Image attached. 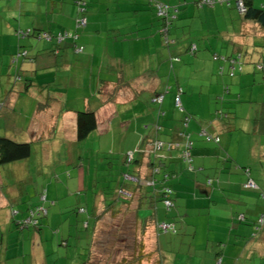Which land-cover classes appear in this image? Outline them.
<instances>
[{"label": "rangeland", "instance_id": "rangeland-1", "mask_svg": "<svg viewBox=\"0 0 264 264\" xmlns=\"http://www.w3.org/2000/svg\"><path fill=\"white\" fill-rule=\"evenodd\" d=\"M1 1L5 4L0 2V22L1 19L5 20L9 17L10 9L19 5V0ZM197 1L118 0L114 7L117 10L110 17L105 18L107 22L103 26V34L106 35L107 33L105 37L116 66L112 64L108 70V65H103L101 68L104 72H96L91 75L90 69L87 70L80 65V61H77L79 54L76 52L72 54L74 65H71L67 71H61L57 78V84L60 85L57 89L62 94V98H57L59 102L56 105L60 104L63 115L67 113L74 115L75 125L72 123L69 130H65L63 124L65 118L59 115V109H51L47 112L46 109L37 107L36 102L43 100L42 96L46 94L45 83L41 81L35 82L33 79L31 81L33 84L27 92L22 93L23 95L20 93L11 94L9 106H5V101L2 99L0 137L8 136L14 141L29 143L31 148V154L28 158L0 166V193L11 202L8 204L12 206L10 212L15 209L18 211L17 213H21L22 209L34 208L37 205H42L47 209L54 205L56 201L54 195L56 194L52 185L47 191L48 183L78 184L71 190L78 192L75 193L74 197H69L75 199V204L66 207L55 204L56 210L60 214L51 218L48 223L43 220L39 224V228L47 230L49 239V242H46L47 250L56 246L62 255L67 250L71 252L74 249L83 253V250L88 247L86 243L91 237L89 234L93 232L94 219L100 212L98 208L95 209V201L98 200L105 205L106 200L104 201L102 197L104 196L109 201L116 199L115 204L120 205V209L117 214L112 215L108 212L106 216L101 218L102 221L97 227L93 253L88 264H157L156 258H160V262L163 264H216L215 258L219 244H215L212 248L209 247L204 252L195 251V249L203 250L204 245L198 244L199 237L194 240L192 236L195 231L201 238L207 235L206 223L208 220L206 218L209 215L208 211L210 209L215 211V207L211 206L212 201L211 205L208 203L201 204L199 199L196 202H190L188 198H185V195L178 196L175 198L174 206L170 211H167L160 200L150 202L151 199L148 200V197L144 196L140 200L138 198L141 192L152 195L153 189L157 188L156 185L147 187L142 185V182L137 184L123 178V175L129 173L134 167V164L127 166L123 161L128 151L138 149L137 139L132 134L134 129L147 131L149 127L154 130L155 126H159L160 132H166L165 129L169 126L162 121L166 119L171 121L172 125L177 126L180 133H186V129L182 126L185 118L196 120L197 117L201 116L206 122L212 124L219 118V116H215V111L222 112L219 108L223 101V95H220L222 91L215 90L220 81L217 77H220L219 67L222 63L213 61L212 56L217 54L230 58L229 55L235 56L236 53H231V50L230 53H227V47L231 49V43L224 42V35L220 32L217 33V28L218 30L225 29L230 34H236L239 20L225 23L220 16H208L205 11L209 7H197L195 4ZM158 2L171 9L175 6L179 7V12L175 14L176 18L171 21L168 28L173 31L174 40H177L174 48L176 52L173 56L178 59L172 60L174 61L172 63L171 60L159 63L161 62L159 58L156 61V56H161L162 49L165 50L164 53L166 54V45L164 44L166 38L157 32V29L161 27L160 19H162L157 15L156 4ZM22 4L16 9V15L12 21L15 24L14 28H19L17 21L24 19V15H26L27 9L24 0ZM4 8H6L5 11ZM236 15L239 17L237 13ZM26 17L28 18V15ZM20 29H22L20 33L27 31L26 27H20ZM0 32L4 33L5 29L0 28ZM152 32L158 33L159 46L152 44L150 47L147 44L137 46L132 43L133 37L137 33L144 37L149 36ZM148 40L154 43V36H150ZM204 40L209 43L207 48L203 45ZM56 42L59 40L57 39ZM191 44L197 45L198 54L195 56L189 53ZM128 50L134 63L131 58L127 57ZM134 50L146 55L151 64L150 67L136 63L137 61L133 56ZM245 51L246 46L241 44V53L245 54ZM20 52L24 55L22 49ZM104 57L106 59V55ZM21 60H24L22 56L18 61ZM247 60L249 62H246V68L251 66L249 64L251 56L248 55ZM12 62L16 63L17 61L14 62L12 59ZM159 65H164L161 71ZM169 70L173 72L172 81L174 85L178 86L177 89H182L179 106L176 105L175 99L173 102L170 93L162 92L165 97L171 98L174 104L171 112L162 107L161 110L165 116H158L159 109L156 110L152 100H150L156 93H152L153 96L150 97L151 94L142 91L136 93L133 102H126V104L130 103L128 108H125L127 105H116L115 109L118 111L119 118L112 122L107 133L97 129L81 141L76 139V113L85 112L87 109L97 110L102 101L99 100L97 94L106 96V89L103 88V85H98L99 79L110 81L116 87V84L118 86L121 84L123 88L127 87L124 85H128L129 97L131 98L132 92L135 90L133 84L137 83L135 77L138 80H144L154 76V78L165 83L168 80ZM49 75L50 73L46 72L39 76ZM121 75L123 76L121 77ZM45 79L41 77L42 81ZM227 79L230 83L236 78L227 77ZM70 83L73 86L72 89H70ZM91 85L93 89H91ZM211 88H214L215 91L211 92ZM231 88L233 90V84ZM49 94L51 93L49 92ZM51 96L53 95L51 94ZM34 103L35 107H32ZM180 108L183 111H180ZM172 114L176 115L174 119L171 118ZM43 118L49 120L41 122ZM120 121L131 122L129 132L118 133L117 124ZM56 123L57 125H55ZM150 130L147 131L146 135H148L144 141L149 137ZM158 136L157 138L160 140L165 138L162 134ZM184 164L181 161L177 163V166L178 168H180L179 166L186 167ZM250 174L256 183H264V170L257 172L251 169ZM163 175L165 176L166 173ZM212 176V178H216L215 175ZM170 178H172L171 175ZM119 190L130 192L133 196L126 197L119 193ZM257 192L259 193L258 197L264 200V188L259 187ZM43 194H45V201L41 200ZM261 202L264 206V201ZM80 207H83L85 212L78 213L77 210ZM134 212L138 214V219L144 222L151 221V219L174 222L178 233L167 232L160 233V236H153L147 232L141 235L140 228H138L133 217ZM82 216H86V221L90 223L88 229L82 226L83 223L79 219ZM209 223L212 224V221L209 220ZM233 223L237 222L234 221ZM18 227V230L29 228ZM234 227V229L233 226L230 228L229 225V228L232 229V236L236 231V226ZM150 230H154L153 222L150 225ZM253 233L255 235L260 233L255 240H253L255 237ZM245 234L241 240L242 246L260 239L264 241V222L260 227V223L257 221L251 233ZM62 239H67L68 245H60ZM141 240L144 245L140 243ZM154 245L158 247L157 255L153 250ZM263 253V251L260 254L251 253L248 248L245 251L228 252V255H231V261H223L222 264H264ZM16 255L17 253L11 252V257L8 260L13 261L17 258ZM85 256L87 253L81 256V261L85 259Z\"/></svg>", "mask_w": 264, "mask_h": 264}, {"label": "crops", "instance_id": "crops-1", "mask_svg": "<svg viewBox=\"0 0 264 264\" xmlns=\"http://www.w3.org/2000/svg\"><path fill=\"white\" fill-rule=\"evenodd\" d=\"M22 1L23 0H19V5L17 7L23 5ZM53 1H55V3ZM97 1L99 2L97 4L98 6H93L87 15L88 29L85 34L82 35L84 53L79 55L77 60L80 61L81 66H84L87 70L90 69L91 75L96 72H104L101 68L103 65H108V70L111 68L112 64L116 66L114 59L111 57L110 46L105 37L107 33L106 35L103 34V26L104 23L107 22L105 18L110 17L111 14H114L115 10H117L114 7L118 0ZM0 2L1 4L3 3V5L5 4L1 0ZM221 2L222 3L213 5V7H209L205 13L208 16H220L225 23L239 20V25L236 27V34H230L225 29L218 30V28L217 33L220 32L224 35V42L231 43V49L227 47V53H230L231 50L233 54H242L241 44H244L246 46V62H249V60H247L248 55L251 56L249 63L251 66L246 68L245 63L244 66L242 65V71H240V64L233 63L234 69H231V71H234L235 75L233 78L236 79L228 83L227 77L229 78V76L227 75V70L229 69V64L224 63V65H220L222 66V74L219 72L220 77L217 78H219L220 81L215 90L222 91L220 95H223V101L220 103L219 108H221L223 113L215 111V116H219V118L212 124H209L199 116L196 120L191 119L188 126L184 128L186 132L189 133L190 139L193 142L192 166L194 171L190 172L186 167L182 166L178 168L177 163L181 162L178 159L180 149H173L168 154L166 153V158L159 165L160 175L157 176L159 181L158 185H161V180L165 181L163 173H168L171 176L174 175L175 177L172 178L169 183H175V185L179 184L178 187H182L183 189L181 194H184L185 198H188L190 202H196L199 199V203H208L211 205L212 201L211 206L215 207V211L211 209L208 211L209 215L206 218L208 220L206 223L207 235L201 238L199 234H196L194 240L199 237L198 244L204 245L203 250L195 249V251L200 252H204L209 247L212 248L215 244H219V249L216 253H219V256H217V260V257L215 258L216 264H222L223 261L230 262L231 255H228V252L245 251L247 248L251 253L260 254L262 251L264 252V241L261 239L249 245L246 244V246L241 245V240L246 235L245 233H251L257 221L260 223L261 227L263 221L261 223L260 220L262 219V215H264V206H262L263 204L261 202L264 200L258 197L259 193L257 192L259 187L264 188V183H256V180L251 178L250 174L251 169L257 172L264 170V127L261 126L262 123L264 124V109H262L264 105V30L258 27L253 21L244 20L243 15H241L236 5L233 7L230 3L224 4L223 1ZM24 5H26L27 9L25 11L26 15H24V19L17 21L19 28H14L15 24L12 23L16 15L17 7L10 9L9 17L5 20L1 19L0 22V28L5 29L4 33L0 32V99L5 101V106H9L11 103V94L20 93L23 95V92L28 91L29 87L25 88L22 80L14 83L13 77L17 72L20 77L28 75V77L34 79L35 82H43L41 77L46 78L44 80L46 94L42 96L43 100L36 102L37 107L44 102L45 106L41 109H46L47 112L51 109H59V115L65 118L63 119L65 130H69L72 123L75 125L74 115L70 113L63 115L60 104L56 105V103L59 102L57 98H62V94L57 89V87L60 86L57 84V78L61 71H67L71 65H74V59L72 58V54L74 53L71 49H67L66 44L63 46V49H65H62L64 54L55 59L51 53V50L55 48L53 43L37 41L33 38L23 39L18 42L14 37V32L20 29V27L43 29L52 33L60 29L72 28L75 18L73 0H24ZM252 5L255 8L264 9V0H252ZM5 9L6 8H4V11ZM236 13L239 17H237ZM27 15L28 18L26 17ZM150 36H154V43L148 40ZM132 43L137 46L144 44H147L149 47L152 45L159 46L157 33L154 32L144 37H141L140 34L137 33L136 36L133 37ZM203 45L207 48L209 46L208 41L204 40ZM19 46L27 51L26 56L28 59L13 63L12 57L19 49ZM164 52L165 50L162 49L161 56H156V61H158V58L161 59L159 63L167 61V55ZM103 54L104 56L106 55V59ZM133 56L137 61L136 63H142L144 66L150 67L151 64L146 55L134 50ZM127 57L131 58L129 50L127 51ZM131 61L134 63L132 58ZM254 63H261L260 67H263L262 70H259V67H255ZM159 66L161 71L164 65ZM209 66L211 65L209 64ZM46 72L50 73V75L39 76ZM172 73L173 72L169 70L167 74L168 80L165 83L158 78H154V76L144 80H138L137 77H135L137 83L133 84L135 90L132 92L133 95L131 98L129 97L130 92H128V85H124L127 87L123 88L121 84L119 86L116 84V87L112 85L110 81L99 79L98 85H103V88L106 89L107 92L105 93L106 96L97 94L99 100L102 101L98 105L97 110L93 111L96 116L98 131L101 130L107 133L112 122L116 118H119L118 111L115 109L116 105H127L125 108H128L130 103L126 104V102H133L136 93L145 91L151 94L150 97H152V93L161 94L165 92L170 93L173 98V94H176L178 86H175L172 81ZM122 76L123 75H121V77ZM221 77H223V79H221ZM158 81L159 83L157 84ZM32 84L33 83L29 85ZM232 84L233 90L231 88ZM164 85L170 87H165ZM70 86V89H72L73 86L71 83ZM226 87L229 89L228 95L224 93ZM91 89H93L92 85ZM215 90L211 88V92ZM49 92L53 96H51ZM152 98H150V100H152ZM172 105L173 102L171 98L164 97L160 108L165 107L168 112H171ZM32 107H35V103ZM86 111H90V109ZM175 117V114L171 115L172 119ZM47 120L49 119L43 118L41 122ZM162 121L169 126L165 129L166 132H159L162 135L165 134L164 141L179 140L178 136L180 130H178V127L172 125L169 120L163 119ZM257 122H260L261 125ZM130 123V121L127 123L124 121L118 122V133L124 134L129 132ZM55 125H57V123ZM125 125H127V127H125ZM256 125H259V127H256ZM202 130H206L209 134L218 137L219 142L204 141V139L199 136ZM152 131L153 130H150V133L148 132L151 135H149V138H152V135L155 137ZM146 133L147 131L145 129L140 131L138 129L133 130L132 134L137 139L136 145L138 148L143 146L144 139L148 135H146ZM3 137L11 139L8 136ZM166 137L169 138L167 139ZM143 173L147 178L151 177V170L143 168ZM212 175H215L216 178H212ZM209 179H214V184L207 185ZM248 179H251L256 184L255 189L246 188L244 186V183ZM51 185L56 194H53L56 198L54 205L58 204L66 207L75 204V199L73 200L69 197H74L75 193L78 192L71 191L74 186H78L77 183H72V185L69 183H48L47 191ZM175 185L172 186L175 188ZM102 197L104 201L106 200L105 205L98 200L95 201V209L98 208L100 210L99 213L110 203L108 199H105L104 196ZM9 203L11 202L0 193V211L4 209L3 212H5L0 213V264H58L64 257L66 258L67 264H76L81 260V256H84L88 251L90 244L92 246L96 238V232L94 230L93 234H89L91 237L88 238L86 243L87 245L89 244L88 247L85 250L82 248L83 253H79L77 249H74L71 252L67 250L65 254L62 255L61 251L56 246H52L51 249L47 250L46 242H49V239L46 229L29 227L26 230H18L19 225L16 220H21L29 207L22 209L21 213L12 214L10 212L12 206H9ZM54 205L46 209V217H42V222L45 220V222L48 223L51 218H55V216L60 214V212L56 210V205ZM260 214L262 215L259 217ZM82 215H84V213H82ZM106 215L107 214H104V216ZM240 215H243V220L240 219ZM79 219L85 220L87 217L82 216L79 217ZM209 220L212 221V224L209 223ZM232 221H236L237 223L234 224ZM89 224L88 221V227ZM229 225L230 228L233 226V229L235 228L234 226H236L234 236L231 234L232 229L229 228ZM84 228L86 229V227ZM259 234L260 233L255 235V233H253V236H255L253 240H255ZM62 241L65 240L62 239L60 243ZM11 252L17 253V258L13 261L8 260L11 257Z\"/></svg>", "mask_w": 264, "mask_h": 264}, {"label": "trees", "instance_id": "trees-1", "mask_svg": "<svg viewBox=\"0 0 264 264\" xmlns=\"http://www.w3.org/2000/svg\"><path fill=\"white\" fill-rule=\"evenodd\" d=\"M202 1L203 0H201V1L198 0L195 3L196 6L200 7V8H203L204 6L213 7V5H215V4L222 3L218 0H213V4L209 5V4H203ZM237 1L242 2L243 12L241 13V15H243L244 20L253 21L258 27H261L264 30V9L255 8L252 5V0H224L223 2H224V4L233 3L234 5H237L236 4ZM53 2L55 3V1H53ZM98 3L99 2L97 0H73L75 18L73 21V26L70 29L69 28L68 29H60L59 31H55V33H52L50 31H45L43 29H37V28L36 29L26 28L27 31L20 33V31L22 29H17L14 32V37L18 42L23 40V39L33 38L37 41H44L46 43H53L55 48L53 50H51V53L53 54L55 59L61 57L64 54L63 50L65 48L63 49V46H65L66 44H67L68 50L71 49V51L73 53L77 52L79 55H82L84 53L82 35L85 34V32L88 29L87 15L90 12V9L93 8V6H95V5L98 6L97 5ZM234 5L231 4V6H233V7H234ZM231 6H227V7H231ZM156 9H157V15L159 17H162V19L159 18L161 20L160 21L161 27L159 28V30L157 29V31L161 35H164V37L166 38L164 44L166 45L167 60H169V61L171 60L170 62L172 63L178 59V58H175L173 56L176 52V51H174V48H175V45L177 44V40H174V37H173L174 33H173V31H170L168 28L171 25V21L176 18L175 14L177 12H179V7L175 6L173 9H171L170 7L164 5L163 3L158 2L156 4ZM160 9H162V11H165L166 14L165 15H159L158 13H159ZM186 12H188V11H186ZM82 19L85 20V23H82ZM171 36H172V38H170ZM57 39L59 40V42H56ZM170 39H172V40H170ZM22 48L23 47L19 46V49L17 50V52L13 55L12 59L14 60V62H16V61L18 62V60L21 56L23 57L24 60L28 59V57L26 56L27 51L25 49H22ZM20 49L23 50L24 55L20 52ZM189 53L191 55H194V56L198 54V48H197L196 44H191L189 46ZM111 57H112V55H111ZM214 57H217V59H214ZM172 60H174V61H172ZM212 60L217 61V62H221L222 65H224V63H228L229 69L227 70V75L231 78L235 75V73H234V71H231V69L233 70L234 67H233V64L231 65L230 62L234 61V63L240 64V69H241L240 71H242V65L244 66V64L246 63V53L245 54H236L235 56H231L230 58H227L226 56H220L217 54H213ZM106 63H109V62H106ZM260 65H261V63H256L255 67H257V68L259 67V70H262L263 67L261 68ZM219 70H220V74H222V66H220ZM13 80H14V83L22 80L23 86L25 88H28V87L30 88L31 85H29V84L32 83L31 81L33 79L31 77L29 78L28 75L24 76V77H20V75H18V72H17V73H15ZM263 80H264V76H263ZM224 93L227 95L229 94L228 87L225 88ZM181 94H182V89L178 88L176 91V94H174V96H173V102L175 99L176 105L180 104L179 98H180ZM164 97H165L164 94L161 93V94H155V96L152 98L153 106L156 107V110L159 109L157 112V115L160 117L164 115V112H162V110L160 108V106L163 103ZM1 101H2V99H0V109L2 107ZM44 106H45V103L43 102L40 105H38V108L41 109ZM262 109H264V105H263ZM180 111H183V109L180 108ZM219 112H221V111H219ZM189 122H190V119L185 118L183 121V125H182L183 128H186L188 126ZM258 124L261 125L260 122ZM259 125H256V127H259ZM261 126L264 127V124L262 123ZM97 128H98V125H97V121H96V116H95V113L93 111L90 110V111L77 112L76 113V139L78 141H81V140L87 138L92 132L97 131ZM150 129L153 130V128L149 127V128H147V131H149ZM159 130H160V127L155 126L154 130H153L155 137L153 135H152V138L148 137L146 139V141H144L143 146L140 145L141 147H139L135 151H128V153L125 155V159L123 160L124 164L127 166L134 164V167L132 168V170L129 173H125L123 175V178L126 181L135 182L137 184L142 182V185L147 186V187H149L150 185H156L157 188L153 189L152 195L143 194L141 192V194L138 195L139 200L141 198H143L144 196L148 197V200L151 199L150 202L160 200L161 203L163 204V207L167 211H170L171 208L174 206L175 198L178 196H184V194H181V191L183 189H182V187L178 188L179 184L175 185V183H169L172 180V178H174L175 176L172 175L171 176L172 178H170V175L167 173L164 176L165 181L161 180L162 184L158 185L159 181L157 179V176L160 175V173H159L160 172V166L159 165L166 158L167 152H171V150H173V149H180V152L178 154V158L183 163H185L188 171H190V172L194 171V168L192 166L193 142L191 141L190 135L187 132L186 133L181 132L178 136L179 140H174V141L160 140L157 138L158 135H160ZM163 136L165 137V134ZM199 136L202 137L206 142H215V143L219 142L218 137H215V136L209 134L208 132H206V130H202L201 133L199 134ZM166 138L168 139L169 137H166ZM30 154H31V148H30L29 143L16 142L12 139L0 137V166L4 165V164L13 163V162H17V161L26 159L30 156ZM143 168L151 170V177L150 178H147V176L144 175ZM212 183H214V179H209L207 181V185H212ZM172 185H175V188ZM250 189H255V188H250ZM118 192L123 194L126 197H132L133 196L132 193L124 192L123 190H119ZM173 196H174V199H173ZM115 200L110 201V203H108V205H106L102 209L101 213H97V216L94 219L95 223L93 226V231L95 230L96 233H97L98 224L100 221H102L101 218L104 216V214L110 212L112 215H114V214H117L118 210L120 209L119 208L120 205H118V204L116 205ZM42 201H45V199ZM39 206H42V205H39ZM39 206L37 205L34 208H32V207L28 208L29 210L26 212L25 216L23 218H21V220H19V219L16 220L18 225L21 227L32 226L34 228H38L39 224L42 223V217H44L46 215V213H43V211L36 212V215H37V222L36 223L30 222L29 224H24V226H23L21 224V221L23 222V220H25L29 216V212L31 210L36 209ZM14 211H15V214L18 212L17 210L12 209L11 213L14 214L13 213ZM78 212H85V209L83 207H80L78 209ZM240 216H241L240 219L243 220L242 219L243 215H240ZM133 217H134L135 222L138 225V228H140L141 235H144L147 232L149 234H153V236H156V235L160 236L161 235L160 233H167V232H171V233H175V234L178 233V229H176L174 222L159 220V219H155V220L151 219V221L144 222L143 220L138 219V214L135 212L133 214ZM80 221H82V223H83L82 226L86 227V229L89 228L88 222L86 221V219L80 220ZM260 221H261V223H262V221L264 222V215H262V219ZM152 222L154 224V230L151 231L150 225ZM163 224H165L167 227L164 228ZM96 233H95V235H96ZM92 234H93V232H92ZM196 234H197V231H195L192 234L193 239H194V236L196 237ZM95 240H96V238H95ZM95 240L92 243V246L90 244L88 251L86 252L87 256H85V259H83L82 261L81 260L78 261L76 264H88V262L91 260V256L93 253L92 247L95 244ZM140 243L144 245V242L142 240L140 241ZM63 244L68 245V240L65 239V241H62L60 243V245H63ZM153 250L155 251V254H156L158 251V247L154 245ZM217 256H219V253L216 254V257ZM140 258H141V256H140ZM217 259H218V257L216 258V260ZM156 260H157V264H163L162 262H160L161 261L160 258H156ZM219 261H220V259H219ZM59 262H60V264H67L65 257L63 259H61Z\"/></svg>", "mask_w": 264, "mask_h": 264}, {"label": "built area", "instance_id": "built-area-1", "mask_svg": "<svg viewBox=\"0 0 264 264\" xmlns=\"http://www.w3.org/2000/svg\"><path fill=\"white\" fill-rule=\"evenodd\" d=\"M218 1H224V0H218ZM203 4H209V5H212L213 4V0H203L202 1ZM236 6L238 8V10L242 13L243 12V6H242V2L241 1H237L236 2ZM159 15H165L166 12L165 11H162V9H160ZM82 23H85V20L82 19ZM214 59H217V57H214ZM222 59V58H221ZM231 64L234 63V61L230 62ZM245 187L247 188H255L256 187V184L251 180L249 179L245 184H244ZM41 199L44 200L45 199V195H41ZM38 211H43V213H46V209L43 207V206H39L37 207L36 209L34 210H31L29 212V216L23 220V222L21 221V224L24 226V224H29L30 222L32 223H36L37 222V215H36V212ZM15 214V211L13 212ZM163 227L166 228L167 226L165 224H163Z\"/></svg>", "mask_w": 264, "mask_h": 264}, {"label": "clouds", "instance_id": "clouds-1", "mask_svg": "<svg viewBox=\"0 0 264 264\" xmlns=\"http://www.w3.org/2000/svg\"><path fill=\"white\" fill-rule=\"evenodd\" d=\"M45 195V194H44ZM46 209V208H45Z\"/></svg>", "mask_w": 264, "mask_h": 264}]
</instances>
